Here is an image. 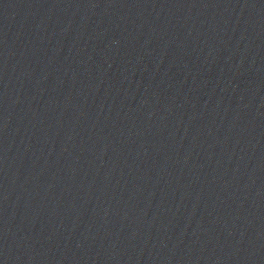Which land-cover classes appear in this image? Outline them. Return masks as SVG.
<instances>
[{"label":"water","instance_id":"obj_1","mask_svg":"<svg viewBox=\"0 0 264 264\" xmlns=\"http://www.w3.org/2000/svg\"><path fill=\"white\" fill-rule=\"evenodd\" d=\"M0 264H264V0H0Z\"/></svg>","mask_w":264,"mask_h":264}]
</instances>
